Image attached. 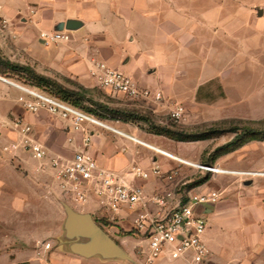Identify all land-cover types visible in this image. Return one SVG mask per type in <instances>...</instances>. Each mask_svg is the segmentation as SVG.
I'll list each match as a JSON object with an SVG mask.
<instances>
[{"label": "crops", "instance_id": "0c3cea01", "mask_svg": "<svg viewBox=\"0 0 264 264\" xmlns=\"http://www.w3.org/2000/svg\"><path fill=\"white\" fill-rule=\"evenodd\" d=\"M17 2L0 0V17L22 30L28 46L41 52L35 54L34 59L47 70L31 69L42 75L57 73L73 77L87 89L100 85L92 71L97 64L104 63L132 76L142 88L153 94L171 95L184 73L185 60L197 54L198 40L194 32L205 33L204 28L200 32L186 27L184 19L178 18L164 0H27L24 7ZM68 20H80L83 25L76 31H67L68 39L44 42L42 34L57 32L58 25ZM19 21L23 25L20 26ZM217 26L223 28L222 37L226 32L233 39L237 36L239 45V23L233 22L232 30H226L224 23ZM205 38L199 42L202 60L214 57L209 54V41ZM232 54L230 56L234 57L240 53L233 50ZM0 79L5 83L9 81ZM43 111L46 110L26 111L19 102L17 91L0 82V264H185L182 260L167 258L148 263L147 243L142 237H131L132 240L120 237V228L128 233L134 232L135 223L142 216L150 218L162 211L152 202H143L133 209L124 208L117 214L101 209L95 198L77 207L70 206L78 213L91 214L130 260L104 259L101 256L87 258L71 251L73 242L67 238L66 214L64 208L59 207V193L49 160L39 161L23 148H11L22 140L13 125L20 119L32 127V135L34 130H42L43 135L39 138L35 134L33 136L49 149L52 156L72 158L80 150L83 133L69 128L68 122L60 118L44 117ZM121 127L117 126L129 137L89 127L92 134L90 151L99 164L121 174H127L134 166L145 170L155 166L160 168L158 158L152 154L147 161L142 158L153 149L132 138L162 150L172 141L161 140L156 135L144 138L140 131L128 124ZM127 178L143 188L147 200L157 195L156 189L161 186L154 179L156 177L134 180L128 175ZM205 213L208 219L205 241L211 253L210 264H252L250 259H241V255L229 260L217 255L210 243L209 230V218H214V207H206ZM50 218L56 219V225H60L56 236L49 230ZM105 225L110 228L106 229ZM131 236L140 235L134 233ZM87 241L81 239L83 243Z\"/></svg>", "mask_w": 264, "mask_h": 264}, {"label": "rangeland", "instance_id": "374dc122", "mask_svg": "<svg viewBox=\"0 0 264 264\" xmlns=\"http://www.w3.org/2000/svg\"><path fill=\"white\" fill-rule=\"evenodd\" d=\"M17 1L19 6L24 7L27 0ZM164 1L178 18L184 19L186 27L200 32L204 28L205 33L194 32L198 40L197 54L185 60L186 67L181 79H178L177 89L171 95H163L160 102L132 100L112 94L100 85L87 89L77 79L57 73H36L69 91L70 97L64 98L54 85L41 84L22 69L47 70L39 60L34 59L35 54L41 52L31 49L22 30L11 26L4 17H0V77L60 99L113 127L128 124L140 131L144 138L156 135L161 140H171L169 146H163L165 151L194 165L155 153L141 145L150 150L142 158L147 161L152 154L159 161L162 175L154 178L161 183L156 194L172 187L183 197L189 191L194 194L220 193V200L214 206V218H209L211 246L223 260L241 255V259H250L252 264H264V141H248L226 153H216L219 146L235 137L234 128L264 129V0ZM258 10L263 11L261 17ZM233 22L239 23V45L237 36L233 39L226 32L222 37L223 28L217 26L224 23L226 30H232ZM19 25H23L22 21ZM204 36L209 41V54L214 56L206 60L201 58L199 43L206 39ZM233 50H239L240 54L230 56ZM219 54L227 57H216ZM0 82L16 90L19 98L25 95L24 91ZM176 104L184 108L179 120L171 115V109ZM42 114L44 117L50 115L47 111ZM164 130L192 134L195 140L179 142L168 137ZM34 134L39 138L43 132L36 129ZM205 135L209 137L201 139ZM199 166L242 174L214 173ZM173 171L177 175L170 183L167 175ZM59 203L62 209L61 203L69 205L61 200ZM49 220V230L54 231L56 236L60 225H56V219ZM104 227L110 228L108 225ZM119 231L120 237L129 240L142 237L131 236L121 228ZM124 245L126 247V243Z\"/></svg>", "mask_w": 264, "mask_h": 264}, {"label": "built area", "instance_id": "2783aa9c", "mask_svg": "<svg viewBox=\"0 0 264 264\" xmlns=\"http://www.w3.org/2000/svg\"><path fill=\"white\" fill-rule=\"evenodd\" d=\"M66 33L67 31L44 33L42 39L46 43L48 41L58 42L68 39ZM92 75L97 78L102 88L112 94L145 102H160L163 99L162 93L153 94L149 89L142 88L132 76L110 68L104 63L97 64ZM24 93L25 95L19 98V102L26 110L30 112L46 110L50 115L68 122L69 128L80 131L84 135L80 150L75 152L72 158L52 156L49 149L32 136L30 125L24 124L20 119L13 122L14 130L21 135L22 140L11 145V148L13 150L23 148L39 161L49 160L50 168L54 172L53 177L59 193V200L77 207L95 198L101 209L114 214L124 208L133 209L143 202H152L162 211L150 218L142 216L136 221L134 229V233L142 236L147 243L148 263L167 258L182 260L185 264H210L211 253L205 241V233L208 229L205 209L216 205L220 200V193L194 194L189 191L183 197L176 193L175 187H172L147 200L143 188L129 182L127 176H132L134 180L157 178L162 175L158 166L150 170L134 166L127 174H121L101 166L90 151L92 134L89 127H98L119 136L129 137L126 133L93 114L50 95L30 89ZM183 111L184 108L176 104L171 109V115L175 120H179ZM132 139L165 156L181 161L179 157L165 150L141 142L136 138ZM5 150L8 151L9 148ZM199 167L214 172V168ZM219 171L222 170L218 169ZM176 175V171L167 175L168 182L173 183ZM46 247L49 248L50 245L47 244Z\"/></svg>", "mask_w": 264, "mask_h": 264}, {"label": "water", "instance_id": "95a60500", "mask_svg": "<svg viewBox=\"0 0 264 264\" xmlns=\"http://www.w3.org/2000/svg\"><path fill=\"white\" fill-rule=\"evenodd\" d=\"M262 10H258L261 17ZM80 20L60 23L56 31H76L82 27ZM66 214L65 229L67 238L73 243L71 251L83 257L101 256L104 259L130 260L129 256L93 219L91 214L78 213L69 205L62 203ZM81 239H88L81 242Z\"/></svg>", "mask_w": 264, "mask_h": 264}, {"label": "trees", "instance_id": "16d2710c", "mask_svg": "<svg viewBox=\"0 0 264 264\" xmlns=\"http://www.w3.org/2000/svg\"><path fill=\"white\" fill-rule=\"evenodd\" d=\"M22 69H25L26 71H28L30 73L31 76H33L32 78L36 81H38L41 84L44 85H54L57 89L58 92L63 94L64 98H68L70 97V92L67 90L62 89L57 83L53 82L52 80H50L49 78H45L43 76H40L38 74H36L31 68H27L24 67ZM233 133H235V137L228 143L219 146L216 149V153H226L230 150L236 149L238 147L243 146L245 143H247L248 141H264V129H255V128H250V127H237L234 128ZM166 132V133H165ZM164 133L179 142H190V141H194L195 139H193L195 136L192 134H181L178 132H173V131H169V130H164ZM209 136H203V138L201 139H206ZM129 235H133L134 232H129Z\"/></svg>", "mask_w": 264, "mask_h": 264}, {"label": "bare ground", "instance_id": "6f19581e", "mask_svg": "<svg viewBox=\"0 0 264 264\" xmlns=\"http://www.w3.org/2000/svg\"><path fill=\"white\" fill-rule=\"evenodd\" d=\"M8 83H10V84H12V85H14V86H16L18 89H20V90H22V91H26V90H28L27 88H24V87H22V86H20V85H18V84H15V83H13V82H11V81H8ZM183 163H186V164H190V165H194V163H191V162H189V161H185V160H181ZM214 172H216V173H231V172H224V171H219L218 172V169H214ZM231 174H236V175H240V174H242V173H236V172H232ZM262 175V174H261Z\"/></svg>", "mask_w": 264, "mask_h": 264}]
</instances>
